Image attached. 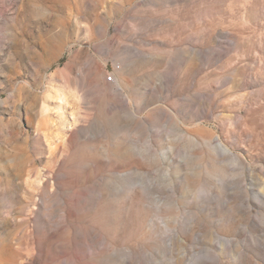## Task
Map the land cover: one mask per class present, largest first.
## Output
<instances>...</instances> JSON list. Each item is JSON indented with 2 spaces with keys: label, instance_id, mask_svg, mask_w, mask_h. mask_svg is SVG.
<instances>
[{
  "label": "rangeland",
  "instance_id": "rangeland-1",
  "mask_svg": "<svg viewBox=\"0 0 264 264\" xmlns=\"http://www.w3.org/2000/svg\"><path fill=\"white\" fill-rule=\"evenodd\" d=\"M0 264H264V0H0Z\"/></svg>",
  "mask_w": 264,
  "mask_h": 264
},
{
  "label": "built area",
  "instance_id": "built-area-1",
  "mask_svg": "<svg viewBox=\"0 0 264 264\" xmlns=\"http://www.w3.org/2000/svg\"><path fill=\"white\" fill-rule=\"evenodd\" d=\"M108 78H109L108 79L109 81H113L114 80V77L113 76H109Z\"/></svg>",
  "mask_w": 264,
  "mask_h": 264
}]
</instances>
